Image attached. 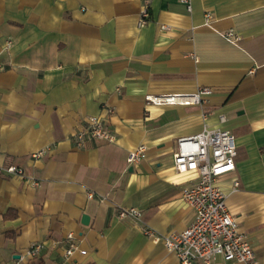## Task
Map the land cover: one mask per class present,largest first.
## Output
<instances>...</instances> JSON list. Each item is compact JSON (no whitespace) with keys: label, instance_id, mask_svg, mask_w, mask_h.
<instances>
[{"label":"crops","instance_id":"1","mask_svg":"<svg viewBox=\"0 0 264 264\" xmlns=\"http://www.w3.org/2000/svg\"><path fill=\"white\" fill-rule=\"evenodd\" d=\"M142 3L0 0V166L24 172L0 175V264H178L143 230L166 235L193 223L181 190L197 175L177 174L173 155L177 139L204 127L234 138L235 170L217 185L264 264V0H191L190 12L178 0H149L139 27ZM227 30L235 43L221 37ZM200 87L212 90L201 106L144 102ZM92 116L115 142L76 147ZM120 208L141 218L119 219ZM68 234L84 255L65 258ZM34 244L42 248L30 257Z\"/></svg>","mask_w":264,"mask_h":264},{"label":"built area","instance_id":"2","mask_svg":"<svg viewBox=\"0 0 264 264\" xmlns=\"http://www.w3.org/2000/svg\"><path fill=\"white\" fill-rule=\"evenodd\" d=\"M178 1L186 7L187 11H191V0ZM148 5L149 0H143L139 12V27L148 22ZM205 18L208 20L210 14L206 13ZM221 37L229 43L237 41L232 30L221 33ZM211 93L210 88L200 87L193 93L146 95L144 102L147 106H201ZM203 119H206L205 114ZM218 121L224 123L225 116H218ZM86 138L103 143H114L116 140L112 130L96 116L90 117L87 125L75 133L74 145L80 147ZM143 152L144 146L129 152L127 164L137 162ZM43 154L44 151H40L33 154V157L38 158ZM236 155L234 138L228 131L221 128L204 127L201 132L193 136L176 140L173 155L175 172L180 175L190 173L197 175L195 183L181 190L182 200L195 212L194 221L178 233L158 235L150 229H144L143 233L154 243H161L165 250L176 257L178 264H215L218 258L224 262L256 264L250 241L240 232L237 221L228 211L227 194L217 185L219 178L234 172ZM1 174L24 176L23 170L13 165L0 166ZM32 185L37 186L38 183L32 182ZM237 188L238 183L233 182L232 192H235ZM87 197L91 198L92 195L88 194ZM117 217L139 219L141 212L135 208H120ZM72 240V234H68L65 238L67 244L65 258L76 251L81 255L85 254V251L78 250ZM41 248L40 244H34L27 251V255L37 256Z\"/></svg>","mask_w":264,"mask_h":264},{"label":"water","instance_id":"3","mask_svg":"<svg viewBox=\"0 0 264 264\" xmlns=\"http://www.w3.org/2000/svg\"><path fill=\"white\" fill-rule=\"evenodd\" d=\"M87 221H88V216H86V215H82V217H81V222H82L83 224H86Z\"/></svg>","mask_w":264,"mask_h":264}]
</instances>
